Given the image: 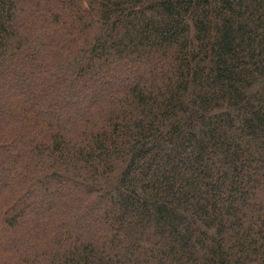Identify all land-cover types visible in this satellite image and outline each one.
Wrapping results in <instances>:
<instances>
[{
  "label": "trees",
  "instance_id": "obj_1",
  "mask_svg": "<svg viewBox=\"0 0 264 264\" xmlns=\"http://www.w3.org/2000/svg\"><path fill=\"white\" fill-rule=\"evenodd\" d=\"M0 264H264V0H0Z\"/></svg>",
  "mask_w": 264,
  "mask_h": 264
}]
</instances>
